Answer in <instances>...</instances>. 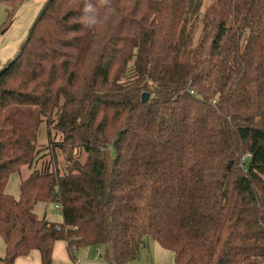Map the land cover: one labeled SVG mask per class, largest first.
<instances>
[{"label":"trees","instance_id":"16d2710c","mask_svg":"<svg viewBox=\"0 0 264 264\" xmlns=\"http://www.w3.org/2000/svg\"><path fill=\"white\" fill-rule=\"evenodd\" d=\"M45 4L0 70V262L64 241L127 264L150 236L174 264H264V0Z\"/></svg>","mask_w":264,"mask_h":264},{"label":"rangeland","instance_id":"374dc122","mask_svg":"<svg viewBox=\"0 0 264 264\" xmlns=\"http://www.w3.org/2000/svg\"><path fill=\"white\" fill-rule=\"evenodd\" d=\"M46 2L47 0H0V70L20 50ZM213 2L214 0H204L203 10ZM46 131L47 127L43 126L40 137L42 146L47 143ZM58 157L60 161L64 159L61 155ZM50 159L51 157L48 154L40 158L38 160V167L49 163ZM30 174L31 171L27 167H23L20 171L12 172L5 187L6 192L17 199L20 194L21 180L27 178ZM34 211L40 218L46 217L57 223H61L63 220L60 210L56 208L54 203L45 204L39 202L35 205ZM147 239L156 245L150 247L146 242ZM144 243V249L141 253L143 255H150V258L156 261L155 264H174L173 253L163 249L150 236L144 238ZM1 245H3V240L0 237V250ZM0 257H3V255H0ZM0 264L5 263L0 262Z\"/></svg>","mask_w":264,"mask_h":264},{"label":"crops","instance_id":"0c3cea01","mask_svg":"<svg viewBox=\"0 0 264 264\" xmlns=\"http://www.w3.org/2000/svg\"><path fill=\"white\" fill-rule=\"evenodd\" d=\"M212 1V0H211ZM53 221V220H51ZM146 242L149 244L150 247L156 245L154 242L149 241L148 239ZM161 246V245H160ZM144 248H142L143 250ZM140 251L137 260L129 262L127 264H155L156 261L150 258V255H143ZM5 245H1L0 255H5ZM104 250L101 247L93 246V247H82L79 248L75 252V259L73 260L70 257V252L68 251V247L66 246L65 242L57 241L54 244V250L52 254V264H111L107 260H105L103 256ZM15 264H43L41 262V254L38 250H33L30 254L25 256H19L14 261Z\"/></svg>","mask_w":264,"mask_h":264},{"label":"water","instance_id":"95a60500","mask_svg":"<svg viewBox=\"0 0 264 264\" xmlns=\"http://www.w3.org/2000/svg\"><path fill=\"white\" fill-rule=\"evenodd\" d=\"M46 9H47V4L44 5V9L41 11V14L38 16V18H37L36 21L34 22L35 24L33 25V27L31 28L30 31H32V30L36 27V25H37L38 22L41 20V17H42V15H43V13L45 12ZM28 38H29V36H28ZM149 98H150V95H149V94H144V95H143V98H142V102H143V103L148 102ZM232 164H233L232 162L229 163V165H228V166H229V169L232 168Z\"/></svg>","mask_w":264,"mask_h":264},{"label":"built area","instance_id":"2783aa9c","mask_svg":"<svg viewBox=\"0 0 264 264\" xmlns=\"http://www.w3.org/2000/svg\"><path fill=\"white\" fill-rule=\"evenodd\" d=\"M240 165H241V166H240V167H241V169L245 170V167H244V165H242V164H240ZM56 208H57V209H60V206H58V205H57V206H56Z\"/></svg>","mask_w":264,"mask_h":264}]
</instances>
